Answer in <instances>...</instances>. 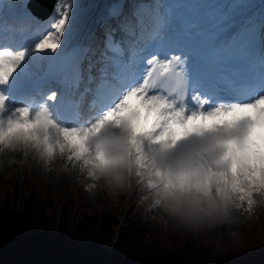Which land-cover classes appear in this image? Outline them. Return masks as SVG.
Masks as SVG:
<instances>
[{
  "label": "snow or ice",
  "instance_id": "snow-or-ice-1",
  "mask_svg": "<svg viewBox=\"0 0 264 264\" xmlns=\"http://www.w3.org/2000/svg\"><path fill=\"white\" fill-rule=\"evenodd\" d=\"M20 149L45 171L60 157L88 190L127 168L157 203L251 214L264 200V0H57L47 21L31 0H0V152Z\"/></svg>",
  "mask_w": 264,
  "mask_h": 264
},
{
  "label": "trees",
  "instance_id": "trees-1",
  "mask_svg": "<svg viewBox=\"0 0 264 264\" xmlns=\"http://www.w3.org/2000/svg\"><path fill=\"white\" fill-rule=\"evenodd\" d=\"M47 167L19 150L0 158V264H264V200L220 230L188 232L152 207L120 226L123 189L104 197L78 168Z\"/></svg>",
  "mask_w": 264,
  "mask_h": 264
},
{
  "label": "clouds",
  "instance_id": "clouds-1",
  "mask_svg": "<svg viewBox=\"0 0 264 264\" xmlns=\"http://www.w3.org/2000/svg\"><path fill=\"white\" fill-rule=\"evenodd\" d=\"M134 177L130 176L127 168L120 170L119 179L101 174L99 185L111 192H119L125 186H130ZM150 206L163 214V218L171 222L173 226L192 233L206 231L213 226L229 221V215L225 211L224 203L217 199L214 202L203 200L199 205H193L190 201L175 200L164 197L159 203L151 196Z\"/></svg>",
  "mask_w": 264,
  "mask_h": 264
},
{
  "label": "rangeland",
  "instance_id": "rangeland-1",
  "mask_svg": "<svg viewBox=\"0 0 264 264\" xmlns=\"http://www.w3.org/2000/svg\"><path fill=\"white\" fill-rule=\"evenodd\" d=\"M230 1L231 0H228V2H230ZM131 102H132V100H131ZM10 151H13V150H6L4 152H0V158H1V156L6 155ZM22 153H24V151H22ZM54 159L60 160L62 165L64 167L66 166V162L63 159H61L60 157H56ZM54 159H53V161H54ZM68 167H69V165L66 166V169H68ZM132 184H133V192H134V190L136 188L135 180L132 181ZM125 197L127 198V194H125ZM145 197H147V193L144 194V196L142 197L141 201L138 203L137 213H142L150 205V198L146 200ZM125 200L124 201L121 200V203H123V207L121 206V218H122V213L124 214L125 211H131L132 210V206H133L132 199L127 201V202ZM263 206H264V201H263Z\"/></svg>",
  "mask_w": 264,
  "mask_h": 264
},
{
  "label": "water",
  "instance_id": "water-1",
  "mask_svg": "<svg viewBox=\"0 0 264 264\" xmlns=\"http://www.w3.org/2000/svg\"><path fill=\"white\" fill-rule=\"evenodd\" d=\"M54 2H55V0H44V5L47 6V8H46V10L44 12V16H48L49 15Z\"/></svg>",
  "mask_w": 264,
  "mask_h": 264
},
{
  "label": "bare ground",
  "instance_id": "bare-ground-1",
  "mask_svg": "<svg viewBox=\"0 0 264 264\" xmlns=\"http://www.w3.org/2000/svg\"><path fill=\"white\" fill-rule=\"evenodd\" d=\"M257 1V0H256ZM84 2H87V0H84ZM100 2H102V0H100ZM47 21V20H46ZM90 22V21H89ZM137 104V101L136 100H134V102L132 103V105H133V108L136 106V104ZM131 105V104H130ZM143 114V113H142ZM149 120H151V117H149Z\"/></svg>",
  "mask_w": 264,
  "mask_h": 264
}]
</instances>
